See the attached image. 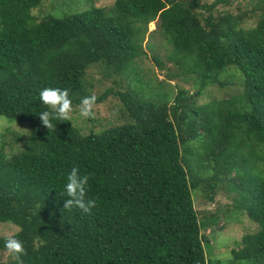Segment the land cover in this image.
<instances>
[{
	"label": "trees",
	"instance_id": "obj_1",
	"mask_svg": "<svg viewBox=\"0 0 264 264\" xmlns=\"http://www.w3.org/2000/svg\"><path fill=\"white\" fill-rule=\"evenodd\" d=\"M43 1L0 0V117L26 125L0 135V223L19 228L20 264H222L205 246L243 220L249 230L226 261L264 264V19L218 25L201 0L55 15ZM147 48L165 69L154 84L141 66ZM48 87L67 89L73 109L51 128L39 116ZM85 96L123 105L105 122L77 117ZM73 166L89 177L88 213L63 207ZM219 192L230 200L208 207ZM5 237L0 263L7 253L3 264H16Z\"/></svg>",
	"mask_w": 264,
	"mask_h": 264
},
{
	"label": "rangeland",
	"instance_id": "obj_2",
	"mask_svg": "<svg viewBox=\"0 0 264 264\" xmlns=\"http://www.w3.org/2000/svg\"><path fill=\"white\" fill-rule=\"evenodd\" d=\"M67 1H70L67 2ZM114 0H44L42 2L41 7H43L42 10L46 14H58V12H64V11H74L77 8H91L92 6H103L108 7L110 6ZM203 4H207L208 8L205 9ZM200 11L204 12V15L206 19H209L212 17V23H217L220 25L223 22V17L230 16L233 19H236L240 26L244 28H251L254 27L258 21L264 19V0H201V7ZM39 13V12H37ZM41 13V12H40ZM210 14V17H206ZM156 27V22L152 21L149 23V31L154 29ZM212 27L209 28V30ZM149 38V35H147L146 40ZM145 44V42H144ZM148 52V55H146L141 60V66L146 74V79H148V76L151 77V82L157 83L161 81V79L164 78V70L158 69V67L153 62L152 58V52L149 48L146 50ZM164 51V49H163ZM168 66H173L172 62L167 63ZM93 72V71H92ZM223 79V77L221 78ZM175 84L177 83L176 80L173 81ZM194 89V88H192ZM118 100V99H114ZM112 100V98L108 99L105 102L102 103H96L93 105V112H94V119H100V121L105 122L110 116L111 112L117 108L118 106H122L123 102L121 100H118L117 102ZM75 116H79V110L73 113ZM101 122V123H102ZM9 126H12V130L15 131H23L26 129V125L20 124V123H14V122H8L5 118L0 117V135L1 133L5 132V129ZM91 126L90 121H86L83 125V127H86L85 130H88V127ZM1 137V136H0ZM7 140L13 145V147L19 146L21 143H16L14 135L12 133H8L6 135ZM200 190H197V195L195 196V206L198 210H202L204 207L200 204ZM216 197V201L214 203H211L210 206L213 208L215 206V203H217V200L220 203H225L226 201H229L230 198L222 193L219 192ZM207 207V208H208ZM222 225V223L220 224ZM248 225L245 221L241 224L237 221H232L230 224L223 227V229L219 230L218 228L214 231L217 233L216 236L210 237V242L214 244L213 247H209L207 244L206 248V254L207 256L212 257H220L221 260H223L222 264H231V262L226 261L229 259V254L231 252L232 247L235 245V242L237 240H240L243 234L248 231ZM252 228L255 227L254 225H251ZM251 228V229H252ZM18 227L13 225L9 222H2L0 223V236H11L16 231H18ZM211 227H206V233L210 236H212V232L210 231ZM215 248V250H214ZM9 258L8 254H3L2 261L0 264H3V261L7 260Z\"/></svg>",
	"mask_w": 264,
	"mask_h": 264
},
{
	"label": "clouds",
	"instance_id": "obj_3",
	"mask_svg": "<svg viewBox=\"0 0 264 264\" xmlns=\"http://www.w3.org/2000/svg\"><path fill=\"white\" fill-rule=\"evenodd\" d=\"M42 104L47 105L50 110H45L39 114L42 123L47 128L52 127V121H71L72 100L67 89L59 87L44 88L39 93ZM95 96H85L80 100L79 115L83 118H93V105ZM87 174L82 173L77 167L73 166L64 176L62 195L67 197L63 207L71 209L73 207L88 213L96 201L88 196ZM4 247L12 255L16 264H20V254L23 252V241L16 236H6Z\"/></svg>",
	"mask_w": 264,
	"mask_h": 264
}]
</instances>
